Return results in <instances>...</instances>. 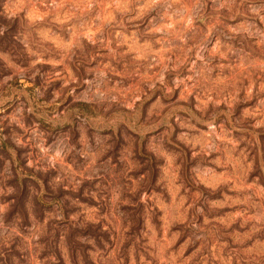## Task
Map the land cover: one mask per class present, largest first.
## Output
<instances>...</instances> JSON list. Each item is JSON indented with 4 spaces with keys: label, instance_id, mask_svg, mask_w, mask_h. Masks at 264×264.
<instances>
[{
    "label": "rangeland",
    "instance_id": "obj_1",
    "mask_svg": "<svg viewBox=\"0 0 264 264\" xmlns=\"http://www.w3.org/2000/svg\"><path fill=\"white\" fill-rule=\"evenodd\" d=\"M0 264H264V0H0Z\"/></svg>",
    "mask_w": 264,
    "mask_h": 264
}]
</instances>
